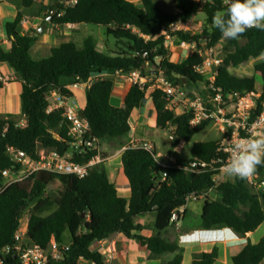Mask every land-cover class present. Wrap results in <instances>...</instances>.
I'll return each instance as SVG.
<instances>
[{
    "label": "trees",
    "instance_id": "16d2710c",
    "mask_svg": "<svg viewBox=\"0 0 264 264\" xmlns=\"http://www.w3.org/2000/svg\"><path fill=\"white\" fill-rule=\"evenodd\" d=\"M69 1L63 0L52 8L55 15L50 23L54 26L93 24L103 27L107 35L115 38L116 49L108 54L101 53L92 37H87L82 47L65 42L51 49L47 58L36 60L30 50L38 37L21 35L22 14L6 23L5 31L11 44L8 51L0 45V65L9 64L21 80L20 99L26 125L19 127L13 118H0V172L14 166L6 152L8 146L33 156L38 147L55 150L63 156L69 155L79 164L89 163L96 156V151L87 149L68 154L72 140L68 136L69 123L63 116L64 109L47 113L48 98L52 93L73 97L63 80H67L68 85L89 83L87 104L80 115L89 123V138L99 141L130 135L129 120L135 110L144 106L150 88L148 84L132 83L123 106L116 108L110 103L113 78L109 75L99 78L103 74L138 71L141 79H147L153 73L155 76L162 73L166 79L186 89L203 85L201 95L205 98L222 95L228 100L230 95L253 91L257 82L255 76H239L231 68L258 59L256 71L261 75L260 83H264V59L260 60L264 55V31L250 29L237 39H225L212 26L214 13L226 10L227 0H174L177 13L166 11L159 0H141L138 6L131 0H76L73 5L67 4ZM23 4L28 7L33 1L23 0ZM199 14L206 16L208 24L201 34L174 29L179 23H190ZM170 39H179L187 45L205 43L207 49L224 42L222 62L213 68L210 76L197 70L204 62L199 51L179 63L171 62L167 47ZM3 88L0 76V91ZM149 98L156 113V127L163 132L174 127L176 138L185 143L212 123L205 120L197 125L190 124L193 115H177L167 109L166 97L159 89H153ZM208 106L212 108V103ZM260 111L259 105L256 114ZM219 143H194L189 160L168 161L164 163L168 168L158 162L154 149L128 146L121 154L122 173L131 190L128 199L118 195L115 183L99 165L91 167L83 179L38 171L24 181L12 184L0 192V264H21L12 250H5L16 244L15 236L24 212L32 204L26 244L45 251L51 248L53 241L59 244L60 259L49 254L46 264H80L82 260L106 264V256L91 247L116 234L135 241L154 255H171L170 260L160 264H183L184 250L163 233L173 225L170 221L173 212L186 206L189 196L210 191L220 199L204 200L200 219L203 229L224 226L241 235L254 233L264 222V188H252L241 178L215 185L212 173L188 170L193 160L209 162L215 159ZM254 175L258 183L264 181V165L258 166ZM2 186L0 175V189ZM53 204H56V210L43 217L42 213ZM148 214L155 216L152 236L144 235L145 226L136 222L138 217ZM218 257L219 250L214 247L211 252L196 254L192 264H215ZM263 260L264 237L258 244L249 240L232 256L233 264H262Z\"/></svg>",
    "mask_w": 264,
    "mask_h": 264
},
{
    "label": "crops",
    "instance_id": "0c3cea01",
    "mask_svg": "<svg viewBox=\"0 0 264 264\" xmlns=\"http://www.w3.org/2000/svg\"><path fill=\"white\" fill-rule=\"evenodd\" d=\"M62 1L63 0H44L42 3L33 2V4L28 7L23 4V0H4L1 2L0 45L2 48L5 51L10 49L11 42L8 40L5 31V25L7 22L15 20L19 13H21L23 17L20 27L21 35H33L38 37V42L31 47L30 54L35 52L36 54L50 55L51 49L60 46L62 43L73 42L77 44L76 41L79 39L78 37H80L85 29L82 25L67 24L64 26H54L50 23L52 22L55 15V11H53L52 8ZM135 1H137L135 2L136 5L141 4V0ZM159 1L160 5L162 6L163 3L168 0ZM174 8L175 9L173 13H177L178 10L176 7ZM51 17L52 20L50 21ZM197 18L198 16L195 19ZM195 19L193 21H195ZM190 23L186 24L189 25ZM186 24L180 23V25ZM40 30H42V32H40ZM85 39L86 38H84V40ZM169 43L170 42L168 41L167 47H169L171 51ZM114 47H116V40ZM112 50H110L109 53ZM108 75L114 78L113 95L110 98V103L113 105V107L120 108L123 106L124 98L127 96L132 85L131 79L127 76H121L119 78L114 74H103L99 77L104 78ZM0 76L6 80V82H4V88L2 91H0V118L18 117L20 114L22 115L20 95L21 92H23V85L21 80L9 64L0 65ZM63 83H65L68 86L67 88L73 93L70 103L75 104L79 111L83 110L87 104L86 95L89 84H80L79 86L75 87L74 85H68L69 83L67 80H63ZM257 86V88L260 87L259 85ZM189 89L191 91H195V89L192 87H189ZM148 99L150 100L149 104L146 107L143 106L141 109L135 110L131 116V119L129 120L131 133L128 136L129 141L126 144H122V147L112 155L107 151L102 150L99 145V152L101 154L102 162L98 165L107 172L110 179L115 183L118 190V195L126 199L129 198L131 190L128 180L122 173L121 154L128 146L137 145L139 143L151 144L157 153V158L160 163H166L168 161L175 162L177 159L189 160L191 158V155L188 158H182L181 156V147H184L186 144L183 140H178L177 138H175V140H171L169 138V135L174 133V127H170L164 132L162 131L164 133V137L162 138L153 135L149 136L146 134L144 136L140 135V131H144L146 126L151 123L150 121H152L153 115L155 116L156 122V113L153 103L149 97ZM176 114L178 115V113ZM155 122L154 124L156 127ZM206 198L212 200L220 199L219 195L215 194L214 192L207 195ZM203 204L204 201L200 202L197 200H192L189 202L179 222H184L189 213L193 212H197V214L201 217ZM143 218L144 217H138L136 222L145 226V229L142 232L144 235L152 236L154 234V230L152 228L154 217H151L147 220L145 218V220H143ZM172 226L174 231H170L168 228L166 231H164L163 236L169 239L170 242L176 243L184 250L183 264H192L196 254L211 252L214 247H217L219 250V257L215 264H233L232 256L239 252L244 244H246L249 240L252 242V244H258L264 237V222L254 233H247L246 235L237 234L224 226H217L211 230H205L201 226L200 220L197 224H194L191 227H184L181 224H173ZM25 228L27 233L28 224ZM260 230L263 231L261 235L258 236L257 234L260 232ZM105 243H107L108 246H105L104 248L103 245ZM91 249L93 251L100 250L106 256V264H160L166 260L164 256H158L154 255L153 253H149L145 248L141 247L135 241L127 239L121 234H116L108 240H103L100 243H97L95 247H91ZM110 252L113 254H109ZM81 263L83 264L87 262L82 260L80 261V264ZM262 264H264V260Z\"/></svg>",
    "mask_w": 264,
    "mask_h": 264
},
{
    "label": "built area",
    "instance_id": "2783aa9c",
    "mask_svg": "<svg viewBox=\"0 0 264 264\" xmlns=\"http://www.w3.org/2000/svg\"><path fill=\"white\" fill-rule=\"evenodd\" d=\"M4 0H0V3ZM36 3H42L44 0H32ZM76 0H71L67 4L73 5ZM209 56L204 59L203 64L197 68L201 74H207L208 70H213L215 66H218L222 59L215 58L211 54L213 49H209ZM201 54V53H200ZM119 78L121 76H127L131 79L132 83L141 84L139 72H132L129 74H114ZM100 78V77H99ZM3 82H6L1 77ZM212 79V78H211ZM89 84V83H86ZM80 84H74L79 86ZM142 85V84H141ZM144 86V85H142ZM153 89H159L164 93L167 101V109L178 114L190 113L193 115L191 123L192 125L200 124L207 120L212 121L217 125L222 138L219 143L218 155L215 159L206 162L204 160H193L190 162L188 170L193 173H212V181L215 185H218L224 181H233L235 176H228L221 170L227 163L232 146L240 139L255 137L264 133V83L259 87L246 93L245 95L234 94L228 97L226 100L222 95H217L213 98H205L195 91H191L189 88H185L180 84L166 79L162 73L155 76V83L152 85ZM49 99H54L55 102H50L47 113H51L57 108H63V116L69 123L68 136L72 142L70 147L76 152H83L84 149L90 151H96L97 154L89 163L79 164L71 160L69 155L63 156L55 150H48L38 147L35 155H30L24 151L16 149L14 146H8L6 149L7 155L11 162L14 164L13 168L6 169L0 172L3 178V186L0 192L4 191L12 184H16L24 181L36 172H47L52 174H63L66 176H75L79 179H83L88 176L89 169L102 162L101 154L99 152V143L97 139L89 138L90 127L86 118L80 115V111L77 106L70 103L71 98L61 97L58 92L52 93ZM260 100L262 102L258 103ZM212 103V108H209L208 103ZM260 105L261 111L256 114L257 108ZM26 121L20 122L19 127H24ZM171 140H175V133L169 135ZM138 148H144L146 150H152L151 144L139 143L135 145ZM159 162V161H158ZM160 163V162H159ZM162 167L168 168L167 164L160 163ZM166 174H163V179ZM246 183L252 186V188L260 189L264 188V181L258 183L255 175L245 179ZM210 191L206 194H193L186 199L187 204L196 200L199 197L207 199V195L212 193ZM186 204V206H187ZM186 206H183L173 212L170 221L174 225H178L181 220ZM23 225V223L21 224ZM26 229V228H25ZM26 230L21 231V227L15 236L16 244L14 247H8L5 251L11 250L19 257L21 264H46L49 254H52L53 258L60 259V253L58 250L59 244L55 241L52 242L51 248L48 251L36 246H29L26 244Z\"/></svg>",
    "mask_w": 264,
    "mask_h": 264
},
{
    "label": "rangeland",
    "instance_id": "374dc122",
    "mask_svg": "<svg viewBox=\"0 0 264 264\" xmlns=\"http://www.w3.org/2000/svg\"><path fill=\"white\" fill-rule=\"evenodd\" d=\"M132 3H134L136 5L135 0H131ZM175 2L174 0H168L166 2L163 3V7L165 8L166 11L173 13L174 12V7H175ZM138 6V5H137ZM206 16L204 14H199L198 18L195 19V21H193L192 23H190L189 25H180V23L174 27V29H184L185 31H188L192 34H201V32L206 29L208 27V24L206 22ZM82 26L85 28L84 31L82 32V34L80 35V37H78L79 39L76 41L77 44L79 45V47H82V42L84 40V38L87 37H92V39L96 42L97 45V50L101 53L104 54H108L110 50H114L116 49V47H114L115 44V38L113 36H109L106 34V30L103 27H99V26H93V24H82ZM180 27V28H179ZM206 37H204L205 39ZM169 46L171 48L170 51V61L174 62V63H178L181 62L185 57L187 58L189 55H191L193 52L195 51H199L201 53V55L203 56L204 59H206L209 56L210 51H208L209 49H207V46L205 43H202L201 46H197V45H187L186 43H182L180 42L178 39H170L169 40ZM224 46L225 43L221 42L217 47L213 48L214 52L211 54L213 57L215 58H220L222 59L223 57V53H224ZM31 56L34 59H42V58H47L49 56V54H36L35 52H33L31 54ZM264 59V55L262 56V58L260 60ZM258 59L256 60H251L250 62L241 65L239 67H232L231 71L239 76H255L257 79V82L255 84V87L257 88L259 86H261L262 84L260 83V79H261V75L257 73L256 71V64H258ZM153 71H155L156 69L153 67L152 68ZM214 70V69H213ZM213 70H208L209 76L210 74L213 72ZM207 73V74H208ZM155 74L153 73L152 76H149L146 80L142 81V85L148 84L150 86V88L148 89L147 92V97H150V94L153 90L152 85L155 83ZM114 79V78H113ZM204 90V86L203 85H199L196 89L195 92L196 93H203ZM50 102H55L54 99H49ZM150 100L148 98H146L144 100V107H146L149 104ZM18 124H20V122H23L25 120V118L23 117V115L20 114V116L18 117H14L13 118ZM23 120V121H22ZM151 123L146 126L145 128V132L144 131H140V135H153V136H158L159 138L164 137V133L162 131H160V129L155 127V116L153 115L152 117V121H150ZM143 130V129H141ZM148 133V134H147ZM147 136V137H149ZM146 137V136H145ZM222 138L221 133L218 130L217 125H215V123H211L210 125H208V127H206L205 130H203L202 132L198 133L196 136H194V138L189 142L186 143L184 147H181V156L182 158H188L190 156V148L192 147V145L196 142H210V141H220ZM129 141V137H123V138H119V139H112V138H105L102 139L99 143L100 147L102 150L107 151L109 154H113L115 153L117 150H119L122 147V144H126ZM50 194V193H48ZM52 197L54 198V195H52ZM197 201H204L205 199L203 197H199L196 199ZM191 202V201H190ZM34 204H32L30 207L27 208V210L24 212L23 218L21 220V224L23 223V225H21V231H25V227H27L28 224V219H29V214L30 211L32 210ZM57 206L56 204H53L51 207H49L45 212L42 213V216L45 217L47 215H49L50 213L54 212L56 210ZM144 217L146 220L151 218V217H155L154 215L148 214L145 216H141V218ZM143 218V220H145ZM201 219L200 215L197 214V212H193V213H189V215L187 216V218H185L184 222H179L178 224L184 226V227H191L194 224H197L199 222V220ZM170 231H174L173 226L171 225L169 227ZM263 230H260V232H258V236L261 235ZM108 246L107 243H105L104 245ZM95 247L92 246V248ZM109 254H113L112 252H110ZM165 257L166 260H170L171 259V255L170 254H164L163 255ZM82 264V263H81ZM83 264H88V263H83Z\"/></svg>",
    "mask_w": 264,
    "mask_h": 264
},
{
    "label": "clouds",
    "instance_id": "9594fccd",
    "mask_svg": "<svg viewBox=\"0 0 264 264\" xmlns=\"http://www.w3.org/2000/svg\"><path fill=\"white\" fill-rule=\"evenodd\" d=\"M212 26L225 39H237L250 29L264 31V0H227L226 10L214 13ZM261 165H264V133L238 140L221 171L247 179Z\"/></svg>",
    "mask_w": 264,
    "mask_h": 264
},
{
    "label": "water",
    "instance_id": "95a60500",
    "mask_svg": "<svg viewBox=\"0 0 264 264\" xmlns=\"http://www.w3.org/2000/svg\"><path fill=\"white\" fill-rule=\"evenodd\" d=\"M54 14H55V12H54ZM52 20V17L50 18V21ZM40 32H42V30H40ZM74 152V150H73V148H70L69 150H68V154H72Z\"/></svg>",
    "mask_w": 264,
    "mask_h": 264
}]
</instances>
